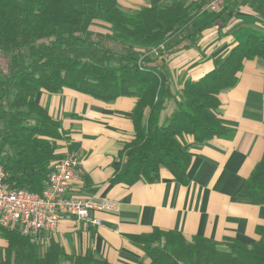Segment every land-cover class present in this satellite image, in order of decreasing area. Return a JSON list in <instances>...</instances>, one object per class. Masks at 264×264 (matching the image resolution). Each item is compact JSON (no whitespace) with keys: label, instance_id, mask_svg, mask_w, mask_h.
I'll return each mask as SVG.
<instances>
[{"label":"trees","instance_id":"1","mask_svg":"<svg viewBox=\"0 0 264 264\" xmlns=\"http://www.w3.org/2000/svg\"><path fill=\"white\" fill-rule=\"evenodd\" d=\"M205 0H148L125 11L119 0H0V165L13 189L41 194L63 140L60 123L41 107L42 91L70 89L97 101L135 99L134 139L123 152L113 183L132 186L158 182L160 169L188 183L191 155L184 135L203 144L227 133L212 115L221 92L237 84L244 61L264 64V33L249 32L215 68L172 91L167 53L151 51L179 36L175 48L197 46L207 11ZM170 49V47H167ZM173 101L172 114L163 113ZM11 153L8 154L5 148ZM251 204L264 207V152L240 189ZM6 242L0 264H109L89 252L68 255L52 241L44 251L17 231L0 228ZM150 264H264V227L258 241L218 245L203 237L186 240L177 231L157 228L136 241ZM39 251V252H38Z\"/></svg>","mask_w":264,"mask_h":264},{"label":"crops","instance_id":"2","mask_svg":"<svg viewBox=\"0 0 264 264\" xmlns=\"http://www.w3.org/2000/svg\"><path fill=\"white\" fill-rule=\"evenodd\" d=\"M148 0H119L125 11L147 6ZM197 46L175 48L179 36L172 34L166 46L167 69L172 91L178 94L185 81H197L215 68L249 32L264 33V0H238L217 14H207ZM237 84L221 92L220 106L212 111L227 129L221 137L196 144L191 136L179 140L191 155L188 183L176 182L160 169L158 182L139 181L132 186L113 183L123 163V152L133 141L131 112L134 98L104 103L74 90L58 94L42 91L37 103L60 123L63 140L58 153L75 152L81 160L79 182L68 197L106 199L117 211L97 213L101 226L62 220L51 241L68 255L93 253L109 264H150L137 245L138 238L157 228L177 231L186 240L195 236L213 243L258 241L264 227V207L251 204L240 189L264 152V64L244 61ZM170 104L163 120L174 111ZM2 240V239H1ZM0 243V255L6 247Z\"/></svg>","mask_w":264,"mask_h":264},{"label":"built area","instance_id":"3","mask_svg":"<svg viewBox=\"0 0 264 264\" xmlns=\"http://www.w3.org/2000/svg\"><path fill=\"white\" fill-rule=\"evenodd\" d=\"M235 0H207L204 10L218 13L226 3ZM169 53L165 45L151 53ZM81 160L74 152L53 163L41 194L26 189H13L6 180V173L0 165V228L18 231L32 243L45 249L52 233L64 219L76 224L85 223L101 226L102 221L94 217L97 213L117 211L116 203L106 199L68 197L66 194L80 180Z\"/></svg>","mask_w":264,"mask_h":264},{"label":"rangeland","instance_id":"4","mask_svg":"<svg viewBox=\"0 0 264 264\" xmlns=\"http://www.w3.org/2000/svg\"><path fill=\"white\" fill-rule=\"evenodd\" d=\"M236 1H238V0H235V1H232V2H228V3H226V6H227L228 4L233 3V2H236ZM206 2H207V0H205V2L202 4L201 9H200V14H201L202 12H206V11L204 10V6H205ZM226 6H224V8H225ZM224 8H223V9H224ZM223 9H222V10H223ZM219 12H220V11H219ZM219 12H218V13H219ZM207 13H209V14H217V13H210V12H208V11H207ZM166 44H167V43H166ZM165 46H166V45H165ZM166 47H167V46H166ZM170 104H173V101H170ZM166 119H167V118H166ZM58 147H60V143L58 144ZM5 149H6V152H7L8 154L11 153V151H10L7 147H6ZM57 151H59V148L57 149ZM57 153H58V152H57ZM74 153H75V152H74ZM75 154H76V153H75ZM64 156H65V153H58V154H57V158L54 160V162L60 160V159H61L62 157H64ZM77 156H78V155H77ZM8 231H9V230H8ZM17 232H18V231H17ZM54 232H55V231H54ZM54 232H53V233H54ZM53 233H52V234H53ZM50 240H51V238H50ZM0 243L3 244V243H4L3 240L0 239ZM37 247H38V249H39L40 252L45 250V249L42 250L41 248H39V246H37ZM39 251H38V252H39ZM2 254H3V253H1V255H2Z\"/></svg>","mask_w":264,"mask_h":264}]
</instances>
